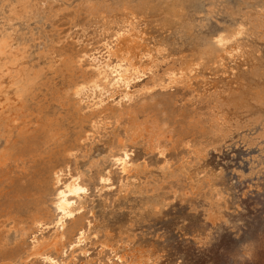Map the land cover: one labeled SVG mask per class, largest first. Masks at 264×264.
I'll list each match as a JSON object with an SVG mask.
<instances>
[{"label": "rangeland", "instance_id": "374dc122", "mask_svg": "<svg viewBox=\"0 0 264 264\" xmlns=\"http://www.w3.org/2000/svg\"><path fill=\"white\" fill-rule=\"evenodd\" d=\"M37 1V7L34 8L32 14L33 17L23 14L24 19L22 18L23 22L20 28L26 32L34 28L35 36L38 35L37 40L46 43L47 47L52 48L51 50L54 52L62 53L65 57L64 62H70L74 66V77L81 76L85 69L90 68L85 59L81 62L78 61V55L96 49L100 51L103 49L101 52H107L104 43L108 40V34L111 30L104 31L96 23L95 16L87 9L89 0ZM184 1L189 2V6L186 7L187 11L183 8L182 14L151 11L150 14L155 16H147L146 24L149 29H147L146 24H142L147 26V36H153V40L166 35V37L170 36L171 39L168 38L170 41L168 58L160 59L159 66L154 68V72L149 71L141 79L133 82L134 87L131 85L129 88L133 92L131 97L124 98L125 90H120L121 92L116 93L111 97L112 99H107L103 106H100L97 111L98 115L86 110L82 114L81 111L77 110L68 93V81L63 70L64 65H60L55 70L39 71V76L33 81L32 91L30 89L22 108L24 113L19 118L20 120L18 119L15 123L26 126L30 131L35 130V135L45 132L47 137L39 136V143L33 146L30 141H19L16 148L12 149L11 158L6 161V165L0 167V264H25L26 262V264H52L51 259H54L53 262L57 260L54 264H58V262L59 264H101L102 262V264H116L118 260L116 253H120L118 255H122V253L125 255L137 254L139 258L144 255L142 257L143 264H264V101L262 103L255 99L254 101L248 94L249 100L246 108H244L245 106H231L232 114L239 110L240 115H247L248 118L256 121L248 123L241 121L235 125L232 121L228 122V125H224V123H218L212 119L217 93V89L213 87L215 83L223 85L228 81L230 92L238 89V92L245 95H247L245 91L248 88L264 86V0ZM193 3H195L194 6ZM52 9L57 12L52 11ZM64 10L66 12H63ZM48 12L50 13L48 14ZM18 13L16 12V14ZM156 14L160 16H156ZM163 16L167 18L164 20ZM173 20L178 23L175 24ZM20 21L17 18L13 19V22L17 24H20ZM66 21L68 23L64 24ZM156 21L157 26H155ZM158 21H160V25ZM241 22H247L249 28L237 40L247 44L250 51L249 56L243 55V53L241 56L242 50H239V55L228 53L230 56L227 54L222 62L207 61L205 65L193 73L188 83L186 81L170 83L168 76H164L167 69L191 61L193 57L191 37L193 35L209 37L218 30L234 27ZM160 26L165 28L161 29ZM189 31L193 34L190 35ZM101 33L103 34L101 35ZM66 42L68 43L66 44ZM254 72H256L257 77ZM243 73L247 76L245 77ZM155 76L164 78L162 85H154L151 92H141L140 90L145 84L153 85L152 80L157 79ZM48 79L51 80L48 81ZM208 85L210 88L207 87ZM47 91H51V95ZM36 94L39 95L38 98ZM57 94L58 96H56ZM31 98L33 99L30 101ZM37 99L38 101H36ZM35 101L38 102V105ZM41 103L42 105H40ZM239 107H242L241 110ZM99 115L104 118L107 117L108 121L102 125L104 129L101 126L95 131L90 128V122L91 118H100ZM135 115L140 121L145 119L157 120L160 126L164 128V135L161 138L159 148L152 149L146 131L143 137H138L135 140L132 136L125 134V129L131 124V117ZM71 119H75L76 122ZM239 119L237 118V120ZM10 130L4 137H0L1 146L6 142L7 137L10 138V132L12 133L11 137L17 139L15 127H10ZM84 130L89 134L87 139L84 136L80 137ZM120 137L124 140L125 146H128L127 149L130 154L128 158L129 168L123 174V164L117 161L119 156L117 152L122 148ZM114 144L116 146H113ZM70 145L83 147V150H79V153L71 157L77 159L80 169L85 170L88 190L78 201L77 209L64 220V226L56 225L55 221L43 222L39 231L32 232L35 216L42 214L49 219V213L54 212L51 201L46 200L48 196L44 192L43 181L48 177V169L51 164L62 163L67 159L64 149ZM93 145H98V149ZM94 147L98 154L95 153ZM22 148L23 150H21ZM85 152L86 155H84ZM192 156L193 158L196 157V161ZM92 165L93 169H91ZM204 182L206 183L204 184ZM179 183L181 186L178 185ZM105 184L106 186H104ZM164 186L166 187L164 188ZM190 190L191 192H189ZM105 195L107 197L109 195V197L105 198ZM211 201L214 204L210 203ZM86 210L89 213L88 216ZM110 211H112L111 214ZM45 226L46 228H44ZM80 226H84V230L87 228L81 241L77 239L79 233L76 232ZM60 229L65 232V246L59 251L50 247V257L53 256L51 259L47 258L48 255L46 254L37 255L32 252L33 242L43 237L49 239L54 236L56 230ZM97 247L99 248L97 249ZM106 258L108 259L106 260ZM129 258L127 259L131 260V257Z\"/></svg>", "mask_w": 264, "mask_h": 264}, {"label": "bare ground", "instance_id": "6f19581e", "mask_svg": "<svg viewBox=\"0 0 264 264\" xmlns=\"http://www.w3.org/2000/svg\"><path fill=\"white\" fill-rule=\"evenodd\" d=\"M40 1V0H39ZM58 1V0H57ZM82 1V0H81ZM189 1V0H188ZM196 1V0H195ZM51 2V0H50ZM63 2V1H62ZM193 2V1H192ZM196 2H199L196 1ZM249 2V1H248ZM37 0H0V137H4L10 130V127H15L17 133V139H13L11 137L12 133L10 132L9 137L6 139V142L1 146L0 145V167L6 165V161L11 158L12 149L16 148L19 141L24 142H32L33 145H37L39 143V136H43V138L47 137V133H39L35 135V130H29L26 126L16 125V121L21 118L23 115L22 108L24 107L25 101L28 98L30 93V89L32 88L33 81L39 76V71L45 70H55L60 65H64V72L66 73V78L68 81V90L73 103L75 104L77 110L81 111H89L92 114H99L97 111L100 106L114 96L116 93L121 92L120 90H125L124 98H129L133 95V92L130 91V86L137 79H141V77L149 71L154 72V68L159 66L160 59H167V53L169 52L170 41H168V37L162 36L160 38H156L153 40V36H147V16L151 11L153 12H168L182 14L183 8L186 10V7L189 6V2L184 0H89V5L87 7L88 11L92 13L96 18V23L103 28L104 31L111 30L108 34V40L104 43L107 52H101L100 50H88L78 55V61L81 62L84 59L87 61L90 69H85L84 73L81 76H74V66L70 62H64L65 57L62 53H57L47 47L46 43L43 41H38L33 29H30L29 32H26L20 28L23 22V14L28 17H33L34 8L37 7ZM42 3V2H41ZM46 3V1H45ZM204 3V2H202ZM201 3V4H202ZM76 4V3H75ZM80 4V3H79ZM195 3H193L194 6ZM255 4V3H254ZM43 5V4H39ZM55 5V4H54ZM58 5V4H57ZM56 5V6H57ZM74 5V4H73ZM72 5V6H73ZM200 5V4H199ZM198 5V6H199ZM64 6V5H63ZM69 6V5H68ZM192 6V7H193ZM196 6V8H198ZM23 7L22 9H20ZM39 7V6H38ZM45 7V6H44ZM43 7V8H44ZM191 7V6H190ZM202 7V6H201ZM46 8V7H45ZM52 8V7H51ZM54 8V7H53ZM71 8V7H70ZM194 8V7H193ZM192 8V9H193ZM204 8V6H203ZM257 8V7H256ZM40 9V8H39ZM190 9V8H189ZM48 10V9H47ZM55 9H52V11ZM72 10V8H71ZM188 10V9H187ZM186 10V11H187ZM195 10V9H193ZM198 10V9H197ZM200 10V9H199ZM36 11V10H35ZM202 11V10H201ZM16 12H19L16 14ZM40 12V11H39ZM57 12V11H55ZM63 12H66L65 10ZM73 12V11H72ZM70 12V13H72ZM36 13V12H35ZM50 12H48L49 14ZM200 13V12H199ZM255 13V12H254ZM259 13V12H258ZM47 14V13H46ZM61 14V13H59ZM58 14V15H59ZM63 14V13H62ZM79 14V13H78ZM163 14V13H161ZM166 14V13H165ZM253 14V13H252ZM57 15V16H58ZM260 15V14H259ZM66 16V15H65ZM64 16V17H65ZM83 16V15H81ZM149 16V17H150ZM153 16V15H152ZM155 16V15H154ZM153 16V17H154ZM156 16H160L156 14ZM193 16V15H192ZM198 16V15H197ZM25 17V16H24ZM162 17V16H161ZM164 17V16H163ZM181 17V16H180ZM20 19V24L13 22V19ZM23 18V19H22ZM40 18V17H39ZM44 18V17H43ZM49 18V17H48ZM56 18V17H55ZM67 18V16H66ZM78 18V16H77ZM167 17H164V20ZM172 18V17H171ZM178 18V17H177ZM182 18V17H181ZM186 18V17H185ZM199 18V17H198ZM37 19V18H36ZM42 19V18H41ZM51 19V18H49ZM175 19V18H174ZM184 20V18H182ZM27 20V18H26ZM48 20V19H46ZM45 20V22H46ZM59 20V18H58ZM95 20V19H94ZM100 20V21H98ZM155 20V19H154ZM157 20V19H156ZM159 20V19H158ZM179 20V19H178ZM18 21V20H17ZM28 21V20H27ZM54 21V20H53ZM64 21V20H63ZM62 21V22H63ZM169 21V20H167ZM174 21V20H173ZM172 21V22H173ZM239 21V20H238ZM48 22H50L48 20ZM55 22V21H54ZM153 22V21H152ZM160 21H158L159 23ZM175 22V21H174ZM177 22V21H176ZM175 22V24H177ZM183 22V21H180ZM37 23V22H36ZM52 23V22H51ZM68 23L67 21L64 23ZM166 23V22H165ZM164 23V24H165ZM41 24V23H40ZM39 24V25H40ZM55 24V23H53ZM62 24V23H61ZM74 24V23H73ZM142 24H146L143 26ZM149 24V22H148ZM168 24V23H167ZM166 24V25H167ZM172 24V23H171ZM174 24V23H173ZM174 24V25H175ZM180 24V23H179ZM32 25V24H31ZM59 25V23H58ZM152 25V23H151ZM160 25V23H159ZM169 25V24H168ZM249 24L247 22H241L234 27H226L224 29L218 30L214 32L209 37L207 36H194L191 37V51L193 52V57L191 61L185 62L183 65L178 67H171L167 69L164 76H168V80L170 83L175 82H184L188 83L193 75L200 67L205 65L208 61L213 62H222L228 53L230 54H240L239 50H242L243 55L249 56L250 51L248 50L247 44H243L237 39L248 31ZM38 26V25H37ZM57 26V25H56ZM80 26V25H79ZM85 26V25H84ZM157 26V21L155 23ZM163 26V25H162ZM165 26V25H164ZM179 26V25H178ZM26 27V26H25ZM43 27V26H42ZM68 27V26H67ZM75 27V26H74ZM161 27V26H160ZM159 27V28H160ZM169 27V26H168ZM174 27V26H173ZM191 27V26H190ZM39 28V27H38ZM51 28V27H50ZM55 28V27H54ZM59 28V27H57ZM56 28V29H57ZM65 28V27H64ZM73 28V26H72ZM92 28V27H91ZM97 28V27H96ZM101 28V29H102ZM165 28V27H163ZM161 27V29H163ZM24 29V28H23ZM26 29V28H25ZM100 29V30H101ZM149 29V26L148 28ZM41 30V29H40ZM45 30V29H44ZM49 30V29H48ZM84 30V29H83ZM166 30V29H165ZM47 31V29H46ZM64 31V30H63ZM73 31V30H72ZM102 31V30H101ZM164 31V30H163ZM169 31V29H168ZM86 32V31H84ZM99 32V31H98ZM103 32V31H102ZM162 32V31H161ZM172 32V31H171ZM194 32V31H193ZM107 33V32H106ZM174 33V32H173ZM72 34V33H71ZM91 34V33H90ZM103 33H101L102 35ZM153 34V33H152ZM162 34V33H161ZM189 34L193 33L189 31ZM198 34V33H197ZM202 34V33H201ZM46 35V34H45ZM63 35V34H62ZM80 35V34H79ZM100 35V36H101ZM160 35V34H159ZM165 35V34H164ZM189 35V36H190ZM87 36V35H86ZM155 36V35H154ZM161 36V35H160ZM40 37V36H39ZM58 38V36H56ZM60 37V36H59ZM63 37V36H61ZM72 37V36H70ZM76 37V35H75ZM112 37V38H111ZM114 37V39H113ZM158 37V35H157ZM55 39V37L53 36ZM98 38V37H97ZM177 38V37H176ZM249 38V36H248ZM41 39V38H40ZM45 39V38H44ZM48 39V37H47ZM46 39V40H47ZM77 39V38H76ZM79 39V38H78ZM152 39V40H151ZM171 39V38H169ZM236 39V40H234ZM252 39V38H251ZM175 40V39H174ZM249 40V39H248ZM254 40V39H253ZM257 40V39H255ZM61 41V40H60ZM105 41V39H104ZM52 42V41H51ZM90 42V40H89ZM92 42V40H91ZM153 42V44H151ZM189 42V39H188ZM68 42H66L67 44ZM79 43V41H78ZM77 43V44H78ZM111 43V44H110ZM179 43V42H177ZM187 43V42H186ZM54 44V43H53ZM110 44V45H109ZM80 45V44H79ZM98 46V45H97ZM89 47V46H88ZM183 48V47H182ZM175 49V48H174ZM66 50V49H65ZM64 50V52H66ZM70 50V48H69ZM105 50V51H106ZM63 51V50H62ZM176 51V50H175ZM259 51V50H258ZM235 52V53H234ZM256 53V52H255ZM177 54V53H176ZM175 54V55H176ZM75 55V54H74ZM174 55V56H175ZM229 55V54H228ZM170 56V55H169ZM230 56V55H229ZM70 57V56H69ZM75 57V56H74ZM170 58V57H169ZM35 59V60H34ZM228 59V58H227ZM236 59V58H235ZM259 61V60H258ZM163 62V61H162ZM167 62V60H166ZM257 62V61H256ZM230 63V62H229ZM253 63V62H252ZM255 63V62H254ZM74 64V63H73ZM213 64V63H212ZM78 65V64H77ZM87 65V67H88ZM161 65V64H160ZM219 65V64H218ZM252 65V64H251ZM256 65V64H255ZM76 66V65H75ZM236 66V65H235ZM214 67V66H213ZM222 67V66H221ZM224 67V66H223ZM253 67V66H252ZM232 69V68H231ZM245 69V68H243ZM156 70V69H155ZM259 71V69H258ZM50 72V71H49ZM229 72V70H228ZM232 72V71H231ZM253 72V71H252ZM41 73V72H40ZM256 75V72H254ZM259 73V72H258ZM151 74V73H150ZM244 74V73H243ZM248 74V73H246ZM57 75V74H56ZM197 75V74H196ZM49 76V75H48ZM233 76V75H232ZM245 76V74H244ZM247 76V75H246ZM245 76V77H246ZM194 77V76H193ZM196 77V76H195ZM243 77V76H242ZM241 77V79H243ZM249 77V76H248ZM247 77V78H248ZM257 77V75H256ZM49 78V77H48ZM146 78V77H145ZM152 78V76H151ZM157 79H153V85L145 84L141 88V92L148 93L151 92L154 88V85L161 84L164 78L159 76H155ZM208 78V77H207ZM263 78V77H262ZM197 79V78H196ZM201 79V77H200ZM199 79V80H200ZM215 79V78H214ZM226 79V78H225ZM232 79V78H231ZM230 79V80H231ZM237 79V78H236ZM239 79V78H238ZM258 79V78H257ZM261 79V77H260ZM51 79H48V81ZM194 80V79H193ZM203 80V79H202ZM247 80V79H246ZM256 80V79H255ZM259 80V79H258ZM54 81V80H53ZM142 81V80H141ZM240 81V79H239ZM257 81V80H256ZM195 82V81H194ZM235 82V78H234ZM237 82V80H236ZM243 83V81H241ZM264 82V81H263ZM42 83V82H41ZM45 83V82H44ZM43 83V84H44ZM54 83V82H53ZM140 83V82H139ZM145 83V82H144ZM211 83V82H210ZM241 83V84H242ZM248 83V82H245ZM255 83V81H254ZM260 83V82H258ZM36 84V83H35ZM39 84V83H38ZM42 84V85H43ZM48 84V83H47ZM46 84V85H47ZM142 84V82H141ZM180 84V83H179ZM207 84V83H206ZM233 84V83H231ZM238 84V83H237ZM235 84V85H237ZM250 84V83H248ZM41 85V86H42ZM39 86V85H37ZM54 86V85H53ZM133 86V85H132ZM231 86V85H230ZM43 87V86H42ZM51 87V86H50ZM134 87V86H133ZM157 87V86H156ZM199 87V85H198ZM204 87V86H203ZM208 88L209 85L207 86ZM214 88L217 89L216 93V103L213 107V120L218 123H224V125H228V122L234 123H244L256 121L255 119L248 118L247 115H240L239 110L237 112L231 113V106H245L249 100V96L251 99H255L257 102L264 101V86L261 87H252L248 88L244 93L238 92L239 90L230 92L229 82L227 81L223 85H219L217 83L214 84ZM238 87V85H237ZM242 87V86H241ZM240 87V88H241ZM38 88V87H37ZM46 88V87H45ZM48 88V87H47ZM53 88V87H52ZM139 88V86H138ZM160 88V87H159ZM163 88V87H162ZM201 88V87H200ZM161 89V88H160ZM172 89V87H171ZM231 89V88H230ZM51 90V89H50ZM55 90V89H54ZM204 90V89H203ZM232 90V89H231ZM243 90V89H240ZM32 91V89H31ZM138 91V90H137ZM208 91V90H207ZM210 91V90H209ZM213 91V90H212ZM38 92V91H35ZM48 92V91H47ZM45 92V93H47ZM51 92V91H50ZM48 92V93H50ZM53 92V91H52ZM56 92V90L54 91ZM53 92V93H54ZM136 92V91H134ZM195 92V91H194ZM202 92V90H201ZM228 94L226 95V93ZM33 93V92H32ZM31 93V94H32ZM42 93V92H41ZM44 93V94H45ZM47 93V94H48ZM34 95V94H33ZM51 95V93H50ZM140 95V94H139ZM37 98L39 95H37ZM58 96V94L56 95ZM30 97H32L30 95ZM35 97V95H34ZM33 97V98H34ZM51 97V96H50ZM60 97V95H59ZM57 97V98H59ZM68 97V96H67ZM31 98L30 101L33 99ZM36 98V97H35ZM48 98V96H47ZM118 98V97H117ZM41 98H39L40 100ZM43 99V98H42ZM112 99V98H111ZM35 100V99H34ZM61 100V99H60ZM122 100V99H121ZM254 100V101H255ZM38 101V99L36 100ZM35 103L37 104L38 102ZM41 101V100H40ZM45 101V100H44ZM51 101V100H49ZM64 101V100H62ZM147 101V100H146ZM153 101V100H152ZM54 102V101H53ZM66 102V101H65ZM68 102V101H67ZM117 102V101H115ZM127 102V101H126ZM27 103V102H26ZM43 103V102H42ZM42 103L40 105H42ZM58 103V102H57ZM72 103V101H71ZM70 103V104H71ZM72 103V104H73ZM149 103V102H147ZM152 103V102H151ZM149 103V104H151ZM29 104V103H28ZM32 104V103H31ZM55 104V103H54ZM117 104V103H116ZM119 104V103H118ZM153 104V103H152ZM35 105V104H34ZM38 105V104H37ZM27 106V104H26ZM33 106V105H32ZM73 106V105H72ZM120 106V105H119ZM250 106V105H249ZM28 107V106H27ZM30 107V106H29ZM35 107V106H34ZM40 107V106H39ZM47 107V106H46ZM71 107V105H70ZM118 107V106H117ZM148 107V106H147ZM146 107V108H147ZM156 107V106H155ZM56 108V107H55ZM61 108V107H60ZM66 108V107H65ZM119 108V107H118ZM117 108V109H118ZM157 108V107H156ZM240 110L242 107H239ZM256 108V107H255ZM27 109V108H26ZM34 109V108H33ZM47 109V108H45ZM63 109V108H62ZM61 109V110H62ZM72 109V108H71ZM29 110V109H27ZM44 110V109H43ZM121 110V109H120ZM145 110V109H144ZM165 110V109H164ZM235 110V108H234ZM264 110V109H263ZM35 111V110H34ZM42 110L40 109V112ZM55 111V110H54ZM60 111V110H59ZM149 111V110H148ZM147 111V112H148ZM153 111V110H152ZM181 111V110H180ZM247 111V110H246ZM258 111V109H257ZM256 111V112H257ZM32 112V110H31ZM58 112V111H57ZM56 112V113H57ZM67 112V110H66ZM65 112V113H66ZM123 112V111H122ZM255 112V113H256ZM27 113V112H26ZM25 113V114H26ZM42 113V112H41ZM53 113V112H52ZM115 113V112H114ZM188 113V112H187ZM24 114V115H25ZM58 114V113H57ZM56 114V115H57ZM71 114V113H70ZM83 114V113H82ZM141 114V113H140ZM175 114V113H174ZM29 115V114H28ZM26 115V116H28ZM31 115V114H30ZM29 115V116H30ZM34 115V114H33ZM55 115V116H56ZM68 115V114H67ZM150 115V114H149ZM196 115V114H195ZM199 115V114H198ZM255 115V114H254ZM25 116V117H26ZM32 116V115H31ZM41 116V114H40ZM59 116V114H58ZM91 118L90 128L99 129L102 125H105L108 121V118L101 117ZM151 116V115H150ZM37 117V116H36ZM39 117V116H38ZM48 117V116H47ZM46 117V118H47ZM71 117V116H69ZM116 118V116H113ZM204 117V116H203ZM57 118V116H56ZM61 118V117H60ZM237 118H240L237 120ZM26 119V118H25ZM41 119V118H40ZM111 119V118H110ZM20 120V119H19ZM28 120V119H27ZM36 120V119H35ZM47 121V119H45ZM75 121V119H71ZM86 120V119H85ZM261 120V118H260ZM259 120V121H260ZM264 120V119H263ZM66 121V120H65ZM262 121V120H261ZM50 122V121H49ZM63 122V121H62ZM76 122V121H75ZM39 123V122H38ZM55 123V121H54ZM129 123V122H128ZM197 123V122H196ZM205 123V122H204ZM110 124V123H109ZM119 124V123H118ZM187 124V123H186ZM211 124V123H210ZM254 124V123H253ZM26 125V124H25ZM86 125V124H85ZM126 125V124H125ZM128 125V124H127ZM183 125V124H182ZM36 126V125H34ZM52 126V125H51ZM130 126V127H129ZM125 129V134L130 135L135 140L138 137H143L145 131L148 132V138L151 143L152 149H157L160 147V141L162 136L164 135V128L160 126L157 120H144L140 121L139 118L135 115L131 117V124ZM253 126V125H252ZM104 126H102V129ZM196 127V126H195ZM200 127V125H199ZM109 128V127H108ZM201 128V127H200ZM227 128V127H226ZM246 128V127H245ZM61 129V128H60ZM73 129V128H72ZM106 129V128H105ZM197 129V128H196ZM44 130V129H43ZM54 130V129H53ZM114 130V129H113ZM112 130V132H113ZM116 130V129H115ZM120 130V129H119ZM214 130V129H213ZM37 131V130H36ZM78 131V130H77ZM88 131V130H87ZM187 131V130H186ZM193 131V129H192ZM222 131V129H221ZM76 132V131H75ZM83 132V131H82ZM90 132V131H89ZM115 132V131H114ZM117 132V131H116ZM123 132V131H122ZM205 132V131H204ZM217 132V131H216ZM224 132V131H223ZM91 133V132H90ZM110 133V132H109ZM118 133V132H117ZM182 133V132H181ZM190 133V132H189ZM220 133V131H219ZM95 134V133H94ZM120 134V131H119ZM122 134V133H121ZM147 134V133H146ZM185 134V133H184ZM221 134V133H220ZM257 134V133H256ZM91 135V134H90ZM108 135V134H107ZM112 135V134H110ZM109 135V136H110ZM177 135V134H176ZM224 135V134H223ZM250 135V134H249ZM88 138L89 134L84 130L83 135L80 137ZM98 136V135H97ZM102 136V135H101ZM108 136V137H109ZM252 136V135H251ZM66 137V136H65ZM107 137V136H106ZM113 137V136H112ZM177 137V136H176ZM196 137V136H195ZM218 137V136H217ZM221 137V135H220ZM225 137V135H224ZM245 137V136H244ZM254 137V136H253ZM40 138V137H39ZM67 138V137H66ZM102 138V137H101ZM115 138V137H114ZM174 138V137H173ZM219 138V137H218ZM222 138V137H221ZM229 138V137H228ZM247 138V137H246ZM259 138V137H258ZM70 139V138H69ZM98 139V138H97ZM107 139V138H106ZM111 139V138H108ZM116 139V138H115ZM114 140V142H116ZM181 139V138H180ZM52 140V139H51ZM82 140V139H81ZM117 140V139H116ZM194 140V139H193ZM210 140V139H209ZM216 140H218L216 138ZM221 140V139H220ZM4 141V140H3ZM80 141V140H79ZM103 141V140H102ZM110 141V140H109ZM146 141V140H145ZM203 141V140H202ZM214 141V139H213ZM81 142V141H80ZM86 142V141H84ZM90 142V141H89ZM112 142V141H111ZM113 142V143H114ZM182 142V141H181ZM187 142V141H186ZM196 142V141H195ZM223 142V141H222ZM105 143V142H104ZM109 143V142H108ZM107 143V144H108ZM120 143L122 148L117 152L119 154L117 161L123 164L124 172L129 168L128 166V158L130 156L129 150L125 146L124 140L120 137ZM146 143V142H145ZM184 143V142H183ZM205 143V142H204ZM210 143V142H209ZM110 144V143H109ZM128 144V143H126ZM179 144V143H178ZM23 145V143H22ZM168 145V144H167ZM186 145V144H185ZM31 146V147H32ZM57 146V145H56ZM96 146V145H93ZM98 146V145H97ZM96 146V147H97ZM113 146H116L115 144ZM175 146V145H174ZM200 146V145H199ZM209 147V146H208ZM21 148V146H20ZM43 148V147H41ZM93 148V147H92ZM176 148V147H175ZM98 149V147H97ZM214 149V148H213ZM217 149V148H216ZM23 150V148L21 149ZM83 150V147L70 145L66 146L64 149L65 159L62 163H54L51 164L48 169V177L43 181L44 183V192L48 196L46 200H50L53 206L54 212H47L49 219H47L44 215L40 214L35 216L33 231H39L40 225H43V222H51L55 221L56 225H63L64 220L71 216L73 212L77 209V203L83 197V194H86L88 190V181L86 180V172L83 169L79 168L77 159H74L71 156H75L78 151ZM95 150V147H94ZM106 150V149H105ZM132 150V149H131ZM182 150V149H181ZM20 151V150H19ZM159 151V150H158ZM135 152V151H134ZM164 152V151H163ZM174 152V151H173ZM180 152V151H179ZM95 153L96 150H95ZM94 153V154H95ZM137 153V152H136ZM170 153V152H169ZM168 153V155H169ZM176 153V152H175ZM184 153V152H183ZM46 154V153H45ZM98 154V153H97ZM167 154V153H166ZM180 154V153H177ZM86 155V152L85 154ZM83 155V156H84ZM141 155V153H140ZM21 156V155H20ZM40 156V155H39ZM95 156V155H94ZM98 156V155H97ZM139 156V155H138ZM144 156V155H143ZM151 156V155H148ZM167 156V155H166ZM173 156V155H170ZM178 156V155H177ZM85 157V156H84ZM133 157V154H132ZM42 158V157H41ZM81 158V157H80ZM136 158V157H134ZM144 158V157H141ZM151 158V157H148ZM162 158V157H160ZM171 158V157H170ZM179 158V157H178ZM193 158V156H192ZM196 158V157H195ZM193 158V159H195ZM22 159V158H21ZM114 159V158H113ZM137 159V158H136ZM135 159V160H136ZM177 159V158H176ZM116 160V159H115ZM140 160V158H139ZM146 160V159H145ZM150 160V159H149ZM161 160V159H160ZM191 160V159H190ZM12 161V160H11ZM39 161V160H38ZM92 161V159H91ZM115 161V162H117ZM122 161V162H121ZM141 161V160H140ZM139 161V162H140ZM144 161V160H143ZM148 161V160H147ZM196 161V159H195ZM3 162V163H2ZM19 162V161H18ZM27 162V161H26ZM94 162V161H93ZM132 162V161H130ZM138 162V163H139ZM146 162V161H145ZM155 162V161H154ZM161 162V161H160ZM2 163V164H1ZM119 163V164H120ZM133 163V162H132ZM131 163V165H133ZM136 163V162H135ZM137 163V164H138ZM151 163V162H150ZM149 164V163H148ZM154 164V163H153ZM156 165V164H155ZM168 165V164H167ZM173 165V164H172ZM141 166V164H140ZM87 167H89L87 165ZM93 165L91 166V169ZM189 167V166H188ZM112 168V167H111ZM131 168V167H130ZM148 168V167H147ZM159 168V167H158ZM109 169V168H108ZM141 169V168H140ZM170 169V168H169ZM178 169V167H177ZM184 169V168H183ZM198 169V168H197ZM114 170V169H113ZM171 170V169H170ZM199 170V169H198ZM207 170V169H206ZM22 171V170H21ZM92 171V170H91ZM107 171V169H106ZM146 171V170H145ZM111 172V171H110ZM208 172H210L208 170ZM161 173V172H160ZM196 173V172H195ZM198 173V172H197ZM92 174V173H91ZM107 174V173H106ZM110 174V173H109ZM135 174V173H134ZM133 174V175H134ZM137 174V173H136ZM179 174V173H178ZM181 174V173H180ZM9 175V174H8ZM131 175V173H130ZM143 175V174H142ZM205 175V174H204ZM16 176V175H15ZM100 176V175H99ZM112 176V175H111ZM125 179V174L123 175ZM138 176V175H137ZM190 176V175H189ZM196 176V175H195ZM194 176V177H195ZM102 177V176H101ZM109 177V176H108ZM114 178V177H113ZM116 178V177H115ZM130 178V177H129ZM135 178V177H134ZM99 179V178H98ZM111 179V178H110ZM120 179V178H119ZM185 179V176H184ZM136 180V179H135ZM97 181V180H96ZM115 181V180H114ZM138 181V180H137ZM157 181V179H156ZM155 181V182H156ZM168 181V180H167ZM171 181V180H170ZM183 181V180H182ZM185 181V180H184ZM140 182V181H139ZM159 182V181H158ZM161 182V180H160ZM164 182H166L164 180ZM169 182V181H168ZM191 182V181H190ZM99 183V182H98ZM117 183V182H116ZM123 183V182H122ZM171 183V182H170ZM173 183V182H172ZM187 183V182H186ZM206 182H204L205 184ZM96 184V183H95ZM94 184V185H95ZM118 184V183H117ZM120 184V183H119ZM149 184V183H148ZM165 184V183H164ZM176 184V183H175ZM108 185V184H107ZM137 185V184H136ZM167 185V184H166ZM179 186L180 183L178 184ZM177 185V186H178ZM106 186V184L104 185ZM114 186V184H113ZM117 186V185H116ZM171 186V185H170ZM169 186V187H170ZM185 186V185H184ZM187 186V185H186ZM137 187V186H136ZM135 187V188H136ZM157 187V185H156ZM166 186H164L165 188ZM172 187V186H171ZM170 187V188H171ZM176 187V185H175ZM205 187V186H204ZM203 187V189H204ZM217 187V186H216ZM168 188V187H167ZM181 188V187H180ZM185 188V187H184ZM98 189V188H97ZM106 189V188H105ZM111 189V188H110ZM132 189V187H131ZM150 189V188H149ZM188 189V188H187ZM95 190V188H94ZM104 190V189H103ZM115 190V189H114ZM137 190V189H136ZM135 190V191H136ZM163 190V189H162ZM208 190V188H207ZM105 191V190H104ZM130 191V190H129ZM150 191V190H149ZM187 191V190H185ZM183 191V192H185ZM209 191V190H208ZM93 192V191H92ZM99 192V191H98ZM107 192V190H106ZM139 192V191H138ZM156 192V191H155ZM191 192V190L189 191ZM188 192V193H189ZM117 193V192H116ZM115 193V194H116ZM187 193V194H188ZM206 193V192H205ZM92 194V193H91ZM94 194V193H93ZM214 194V193H213ZM221 194V193H220ZM114 195V194H113ZM122 195V194H120ZM170 195V194H168ZM167 195V197H168ZM181 195V194H180ZM216 195V194H215ZM222 195V194H221ZM226 195V194H225ZM36 196V195H35ZM88 196V195H86ZM98 196V195H97ZM214 196V195H213ZM212 196V197H213ZM90 197V196H89ZM94 197V196H93ZM100 197V196H98ZM107 195H105V198ZM109 197V195H108ZM107 197V198H108ZM111 197V196H110ZM166 197V198H167ZM211 197V198H212ZM125 198V197H124ZM225 198V197H224ZM196 199V198H195ZM84 200V198H83ZM106 200V199H105ZM109 200V199H108ZM132 200V199H131ZM217 200V199H216ZM224 200V199H223ZM81 202V201H80ZM85 202V201H84ZM89 202V201H88ZM139 202V201H138ZM216 202V201H215ZM210 203L214 204L213 201ZM90 204V203H89ZM105 204V203H104ZM107 204V203H106ZM217 204V203H216ZM219 204V203H218ZM93 205V204H92ZM97 205V204H96ZM103 205V204H102ZM199 205V204H198ZM209 205V204H208ZM211 205V204H210ZM90 206V205H89ZM100 206V205H99ZM104 206V205H103ZM112 206V205H111ZM219 206V205H217ZM93 207V206H92ZM216 207V205H215ZM80 206L78 207V209ZM99 208V207H98ZM108 208V206H107ZM112 208V207H111ZM110 208V210H111ZM91 209V208H90ZM106 209V207H105ZM122 209V208H121ZM83 210V209H82ZM102 210V209H101ZM207 210V209H206ZM113 211V210H112ZM110 211V214L111 212ZM77 212V211H76ZM88 211L86 210V213ZM109 212V211H108ZM85 213V215H86ZM91 213V212H90ZM101 213V212H100ZM24 214V213H23ZM89 213H87L88 216ZM99 214V212H98ZM109 214V215H110ZM113 214V213H112ZM219 214V213H217ZM20 215V214H19ZM101 215V214H100ZM96 217V216H95ZM111 217V216H110ZM213 217V216H212ZM216 217V216H215ZM214 217V218H215ZM76 218V217H75ZM92 218V217H91ZM2 219V218H1ZM19 220V219H18ZM49 220V221H47ZM70 220V219H69ZM87 220V219H86ZM3 221V220H2ZM13 221V220H11ZM89 221V220H87ZM86 221V222H87ZM10 222V221H9ZM14 222V221H13ZM90 222V221H89ZM105 222V221H104ZM29 223V222H28ZM53 223V222H52ZM73 223V222H72ZM91 223V222H90ZM103 223V222H102ZM9 224V223H8ZM32 224V223H31ZM48 224V223H47ZM1 225V221H0ZM4 225V224H3ZM51 225V224H50ZM87 225V223H86ZM93 225V224H92ZM97 225V224H96ZM100 225V224H99ZM130 225V223H129ZM8 226V225H7ZM10 226V224H9ZM12 226V225H11ZM67 226V225H66ZM21 227V226H20ZM56 227V226H55ZM59 227V226H58ZM61 227V226H60ZM88 227V226H87ZM188 227V226H187ZM46 228V226L44 227ZM52 228V227H51ZM66 228V227H65ZM86 228V226H85ZM92 228V227H91ZM17 229V228H16ZM48 229V228H47ZM64 229V227H63ZM63 229L56 230L53 237L49 239L39 238L37 241L32 244V252L34 254H46L47 258L51 259L50 247L56 248L58 251L61 250L65 246V232ZM87 229V228H86ZM85 229V230H86ZM77 233L79 236L77 239L81 241V238L85 235L84 226H80L77 229ZM14 231V229H13ZM71 231V230H70ZM102 231V230H101ZM203 231V230H202ZM15 232V231H14ZM31 232V231H30ZM43 232V231H42ZM46 232V231H45ZM67 232V231H66ZM100 232V231H99ZM19 233V232H18ZM91 233V232H90ZM124 233V232H123ZM182 233V232H181ZM3 234V233H2ZM35 234V233H34ZM94 234V233H93ZM118 234V233H117ZM5 235V234H4ZM75 235V234H74ZM102 235V234H100ZM67 236V235H66ZM10 237V236H9ZM8 237V238H9ZM40 237V236H39ZM46 237V236H45ZM73 237V236H72ZM93 237V235H92ZM100 237V236H99ZM14 238V236H13ZM128 238V236H127ZM193 238V237H192ZM83 239V238H82ZM125 239V238H124ZM129 239V238H128ZM68 240V239H67ZM71 240V239H70ZM75 240V236H74ZM92 240V239H90ZM32 241V239H31ZM77 241V240H76ZM87 241V240H86ZM119 241V239H118ZM128 241V240H127ZM75 242V241H74ZM132 242V241H131ZM130 242V243H131ZM85 243V242H84ZM89 243V242H88ZM129 243V242H128ZM143 243V242H142ZM100 244V242H99ZM127 244V243H126ZM70 245V244H69ZM81 245V244H80ZM88 245V244H87ZM102 245V244H101ZM71 246V245H70ZM94 246V245H93ZM111 246V245H110ZM68 247V245H67ZM107 247V246H106ZM117 247V246H116ZM119 247V246H118ZM139 247V246H138ZM137 247V248H138ZM85 248V247H84ZM88 248V247H87ZM99 247H97L98 249ZM69 249V248H68ZM72 249V248H71ZM81 249V248H80ZM93 249V248H92ZM112 249V248H111ZM106 251V249H104ZM129 250V249H128ZM126 250V251H128ZM134 250V249H133ZM67 251V250H66ZM81 251V250H80ZM93 251V250H91ZM116 251V249H114ZM130 251V250H129ZM84 252V251H83ZM94 252V251H93ZM98 252V251H97ZM102 252V251H101ZM113 252V250H112ZM117 252V251H116ZM53 253V252H52ZM89 253V252H88ZM96 253V252H95ZM106 253V252H105ZM111 253V252H110ZM78 254V253H77ZM76 254V255H77ZM81 254V253H80ZM117 254V263L116 264H143L142 257H137V254L132 255H122ZM53 255V254H52ZM87 255V254H86ZM91 255V254H90ZM107 255V254H106ZM110 255V254H109ZM82 256H84L82 254ZM131 257V260L127 258ZM43 257V256H41ZM64 257V256H63ZM73 257V256H72ZM75 257V255H74ZM104 257V256H103ZM107 257V256H106ZM109 257V256H108ZM112 257V254H111ZM110 257V258H111ZM116 257V256H115ZM20 258V257H19ZM46 258V257H45ZM55 258V257H54ZM58 258V257H57ZM73 259V258H72ZM75 259V258H74ZM91 259V258H90ZM93 259V258H92ZM108 258H106L107 260ZM130 259V258H129ZM54 259H51V263L54 264L57 262H53ZM79 260V259H78ZM101 260V259H100ZM153 260V258H152ZM18 261V260H17ZM59 261V260H58ZM98 261V260H97ZM48 262V261H47ZM6 263V262H5ZM27 263V262H26ZM25 263V264H26ZM103 263V262H102ZM101 263V264H102ZM59 264V262H58ZM92 264V263H91ZM100 264V263H99Z\"/></svg>", "mask_w": 264, "mask_h": 264}]
</instances>
